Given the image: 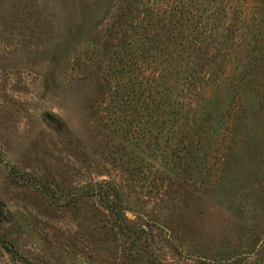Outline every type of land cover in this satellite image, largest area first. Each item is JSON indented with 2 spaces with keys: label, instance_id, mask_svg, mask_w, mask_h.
<instances>
[{
  "label": "rangeland",
  "instance_id": "obj_1",
  "mask_svg": "<svg viewBox=\"0 0 264 264\" xmlns=\"http://www.w3.org/2000/svg\"><path fill=\"white\" fill-rule=\"evenodd\" d=\"M0 201V264H264V0H0Z\"/></svg>",
  "mask_w": 264,
  "mask_h": 264
},
{
  "label": "trees",
  "instance_id": "obj_2",
  "mask_svg": "<svg viewBox=\"0 0 264 264\" xmlns=\"http://www.w3.org/2000/svg\"><path fill=\"white\" fill-rule=\"evenodd\" d=\"M116 199H118L117 196H116ZM111 207H110V212L112 213L114 217V222L118 230H120V232L123 234H131L135 236L137 234V229L132 227L126 222V218L123 215L122 208H120L119 206V202L113 201L111 203ZM6 218H7V214H6L5 204L0 201V222ZM5 248L7 249V247Z\"/></svg>",
  "mask_w": 264,
  "mask_h": 264
},
{
  "label": "water",
  "instance_id": "obj_3",
  "mask_svg": "<svg viewBox=\"0 0 264 264\" xmlns=\"http://www.w3.org/2000/svg\"><path fill=\"white\" fill-rule=\"evenodd\" d=\"M46 118L54 125L57 124L56 120L51 115H46Z\"/></svg>",
  "mask_w": 264,
  "mask_h": 264
}]
</instances>
